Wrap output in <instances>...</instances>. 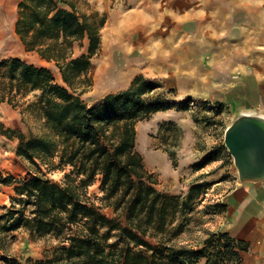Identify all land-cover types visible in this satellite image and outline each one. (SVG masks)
<instances>
[{
  "label": "trees",
  "instance_id": "16d2710c",
  "mask_svg": "<svg viewBox=\"0 0 264 264\" xmlns=\"http://www.w3.org/2000/svg\"><path fill=\"white\" fill-rule=\"evenodd\" d=\"M21 10L17 33L31 49L39 48L44 58L60 64L70 89L55 84L49 69L16 58L0 60V90L24 95L39 91L25 112L38 115L45 128L43 134L29 137L20 130H7L9 138L19 139L18 153L39 174L14 187L18 198L1 218L7 223L2 230L25 231L31 241L56 239L52 259L56 264H243L241 245L245 243L232 239L229 233L213 235L197 249L170 243L184 232L183 223L176 221L182 197L161 193L153 186L157 179L147 171L137 150L138 123L173 108L148 98L162 86L137 76L128 90L90 104L82 96L92 86L88 76L91 56L62 62L86 32L92 40L91 55L100 37L80 22L75 11L61 8L55 0H25ZM13 92L9 98L1 96L3 102L14 101ZM215 160L211 152L193 166L199 170ZM67 168L70 171L63 184L47 176ZM97 181L101 182L105 208L92 203L84 193ZM209 186L191 187L186 202ZM107 208L125 212L128 225L108 217L103 212ZM113 232H118L126 245L109 243ZM150 238L162 243L153 245Z\"/></svg>",
  "mask_w": 264,
  "mask_h": 264
},
{
  "label": "rangeland",
  "instance_id": "374dc122",
  "mask_svg": "<svg viewBox=\"0 0 264 264\" xmlns=\"http://www.w3.org/2000/svg\"><path fill=\"white\" fill-rule=\"evenodd\" d=\"M120 2V5H122L123 2L121 0ZM218 2L220 4L223 2L222 7L230 10V12H226V19L229 20L227 25L229 27L222 37L215 39V42L212 41L210 43L206 38L196 39L198 42H201L199 49L204 58L199 63V66L195 62L189 63L185 76L192 77L193 75L200 79V84L197 85L199 92L195 96L187 97L184 100V104L187 109H193L196 113L194 120L196 123L201 124L200 138L203 137L202 141L206 142L207 138L210 137L216 143V147L212 152L215 154V162L221 161V164H217V166L207 165L199 170H196L193 165H185L186 163L184 164V161L181 159L182 157H180V147L185 135L182 129L175 126L174 123L171 125V122H166L168 124L165 123L159 127H152L151 124H147V129L150 130L146 131L147 133H144L143 136L141 133L142 140L137 141V150L144 157L147 171L152 173L157 179V184L152 185L161 193L182 197L178 202V205H180L178 210L180 212L177 214L176 221L183 223L184 232L170 242L177 247L201 248L216 234L224 235L229 233L232 239L241 240L237 238L238 228L233 226L228 205L223 201H218V195L231 190L232 185H234L235 176H238L234 158L225 144V130L241 112L230 104L229 96L231 95L228 91L232 87L243 90V87H247L246 83L251 85L253 81H256V77L261 78V76H264V20L261 21L264 19V7H262L264 6V0H226V2L218 0ZM124 5L127 6L126 4ZM79 7L80 11H90L91 9V6L85 2H80ZM13 22V17L9 21L7 20L10 27ZM253 28L256 30H253ZM250 31L251 33H248ZM3 36V33L0 32V38ZM242 39L245 40L241 41ZM11 40L13 39L8 38L5 42L1 41L2 44L1 42L0 44L2 47L3 45L6 47L8 54L20 53L19 48L12 46L15 43ZM16 42L20 43L17 40ZM239 43L240 45H238ZM213 48L216 49V61L220 60L222 63H232L234 69L228 71L214 70L212 63L215 60L213 58L210 59V54L208 56L207 53H204L211 51ZM220 52L221 54H219ZM78 54H80L79 51ZM191 56L192 54H189V57ZM26 58L31 62L46 65V67L52 69L56 79L61 83L60 70L55 64L40 61L39 58L33 55H27ZM191 67L193 68L191 69ZM214 77L223 80L227 78L231 80L232 85L220 84L217 86L215 85L217 83L214 81ZM92 80L94 81V86L88 89L82 96L90 104L108 93L107 86L104 87L106 91L99 92L97 90L95 72L92 73ZM182 80L183 82L188 81L186 78H182ZM150 81L162 87L157 89L152 96H148V98L153 101L158 100L159 103L170 105V107L173 106V108L179 105L176 98V89L168 90L163 88L160 79ZM10 92L12 93L13 91L2 92L0 90V98L3 95L9 98L12 95H9ZM14 94V101L9 103L3 102L0 99V104L11 106V109L21 116L23 124L22 132L27 137L43 134L45 128L38 115L33 112H25L26 106L35 101L40 92L28 91L26 95L23 92H13ZM225 95L228 97L227 100H225ZM153 118L158 120V118ZM153 120L151 123L156 124V121L154 122ZM143 124L145 122L138 123V131H141ZM207 132H209V135H207ZM18 145V138L14 143L4 142L3 144L2 142L1 144L3 151H0V264H56L52 262L54 247L58 244L56 239L47 237L31 241L29 235L26 237L23 234L26 233L25 231L14 235L13 232H5L1 228L2 225L7 224L6 220L1 218L11 208L12 200L18 198L14 187L39 174L37 168L28 159L23 158L18 153ZM157 151L164 153V159L160 158V154H156ZM205 156L199 161L203 160ZM165 158L168 163L165 162ZM154 166L157 168L156 171L152 169ZM42 170L44 173L48 172L46 166H43ZM69 171V168L64 171L54 170L49 172L47 176L51 180L63 184L65 183V175ZM179 174L181 175L180 180L176 178V175ZM221 181H223L222 185L225 186L218 190L215 187ZM198 184H210V186L207 189L202 188L196 194L193 201L186 202L191 187ZM100 187L101 182L97 181L94 185L88 187L84 193L87 194L92 203H95L98 207L105 208L103 207L105 202L101 200L104 193ZM170 207L172 208L173 206ZM183 207L185 210L182 211L181 208L183 209ZM190 208L192 211H188ZM111 210L113 211V209ZM103 212L108 213L111 218L115 219L117 223L122 224V226L126 227L128 225L125 212ZM111 235L109 243H117L119 247L126 245V242H121L118 232H113ZM148 240L153 245L162 243L161 240L156 238ZM242 241L245 243L241 245L244 249L243 257L245 258V263L264 264V243H262V239L250 237ZM133 248L135 251L146 252L145 248ZM152 253L150 252L149 255ZM261 254L263 255V259L259 256ZM257 256L260 258L259 263L255 262Z\"/></svg>",
  "mask_w": 264,
  "mask_h": 264
},
{
  "label": "crops",
  "instance_id": "0c3cea01",
  "mask_svg": "<svg viewBox=\"0 0 264 264\" xmlns=\"http://www.w3.org/2000/svg\"><path fill=\"white\" fill-rule=\"evenodd\" d=\"M23 1L25 0H0V32L4 35L0 38V42H5L8 38L13 39L11 41L15 44L12 46L19 48L18 50L20 52L8 54L6 47L4 45L3 47L1 46V42L0 60L16 58L36 67L49 69L55 77V84L70 89L63 79V72L59 67L60 64L54 60L49 61L44 58L39 48L31 49L17 33L18 21L23 12L21 10ZM55 1L61 8L71 12L75 11L79 16L80 22L87 23L91 28V33H95V36L100 37V42L95 44L94 52L91 55L92 40L91 36L86 32L81 41L74 42L73 48L67 52L69 57L62 63H69L73 59H78L81 56H91V68L88 76L92 79V73L95 72V85L97 86V90L99 92L106 91L104 87L107 86L108 93L106 95L128 90L137 76H143L150 80L160 79L165 89H176L178 104H184V100L187 97L195 96L199 92L197 85L200 84V79L193 75L192 77L185 76L189 63L195 62L199 66V63L204 58L199 49L201 42H198L196 39L206 38L210 43L212 41L215 42V39L222 37L229 27L227 25L229 20L226 19V12H230V10L222 7V0V4L218 0H121L123 6L120 5V0ZM80 2L88 3L91 6L90 11H80ZM159 5L161 8H159ZM31 8L34 7L31 6ZM166 10L170 12H166ZM142 14H146V18ZM10 17L14 18L11 27L7 23V20L9 21L11 19ZM131 17L133 19L129 22ZM141 18L144 20H141ZM158 18L159 20H157ZM14 38L20 43H17ZM153 40L156 41L154 42ZM128 42L129 46L127 45ZM214 49L204 52L207 55L210 54V59L213 58L215 60L212 63V68L214 70L225 71L234 69L232 63H222L220 60L216 61V49L215 51ZM77 50L80 54H78ZM189 54H192V56L189 57ZM25 55H33L39 58L40 61L55 64L60 70L61 83L56 79L52 69L46 67V65L31 62ZM216 77H214V81L217 83L215 85H232L231 80L227 78L224 80L216 79ZM182 78H186L188 81L183 82ZM255 80L251 85L246 83L247 87H243V90L232 87L228 91L231 95L229 96L230 104L241 112L236 119L245 114L259 115L264 118V76H261V78L256 77ZM93 86L94 81L92 80L91 87ZM105 96L100 97V99ZM227 99L228 97L225 95V100ZM195 114V111L193 109H187L185 104L168 109L167 111H160L153 115L158 120L152 117L149 120L142 121L145 124H143L141 131H138L137 141L142 140L144 133L150 130L147 129V124H151L152 127H159L166 122H171V125L174 123L175 126L183 130L185 135L180 147V157H182L181 159L184 161V164L186 163L185 165H194L203 156L211 153L216 147V143L210 137L207 138L206 142L202 141L203 137L200 138L201 124L195 122ZM152 120L154 122L156 121V124L151 123ZM22 127L21 116L11 109V106L0 104V151H3L1 146L2 142L3 144L4 142L14 143L17 140V138L9 139L6 136V131L9 129L22 131ZM141 133L142 136L139 139ZM207 135H209V132H207ZM156 154H160V158L165 156L160 151H157ZM165 162L168 163L166 158ZM217 164H221V161H214L208 165L217 166ZM152 169L157 170L156 166ZM180 176V174L176 175V178L180 180ZM222 184L223 181L217 183L215 188L218 190L221 189L225 186ZM218 201H223L228 205L233 226L238 228L237 238L245 240L254 237L256 239H262V243H264V181L241 182L238 174V176H235L234 185H232L231 190L218 195ZM103 211L113 212L109 208ZM105 214L110 217L108 213ZM19 232L22 231L13 233L15 235L17 233L19 234ZM23 234L28 237V234ZM259 256L260 258L263 257L262 254ZM260 258L257 256V261L255 262L258 263ZM243 264H246L244 257Z\"/></svg>",
  "mask_w": 264,
  "mask_h": 264
},
{
  "label": "water",
  "instance_id": "95a60500",
  "mask_svg": "<svg viewBox=\"0 0 264 264\" xmlns=\"http://www.w3.org/2000/svg\"><path fill=\"white\" fill-rule=\"evenodd\" d=\"M225 144L234 158L241 182L264 181V118L245 114L225 133Z\"/></svg>",
  "mask_w": 264,
  "mask_h": 264
},
{
  "label": "bare ground",
  "instance_id": "6f19581e",
  "mask_svg": "<svg viewBox=\"0 0 264 264\" xmlns=\"http://www.w3.org/2000/svg\"><path fill=\"white\" fill-rule=\"evenodd\" d=\"M151 3H152V2H151ZM156 6H157V5H156ZM159 6H160V5H159ZM168 7H169V6H168ZM191 7H193V6H191ZM262 7H264V6H262ZM159 8H161V6H160ZM171 9H172V8H171ZM177 9H178V8H177ZM179 9H180V8H179ZM159 10H160V9H159ZM169 10H170V9H169ZM172 10H173V9H172ZM187 10H188V9H187ZM142 11H143V10H142ZM167 11H168V10H166V12H167ZM176 11H177V10H176ZM135 12H136V11H135ZM139 12H140V11H139ZM161 12H162V11H161ZM164 12H165V11H164ZM168 12H170V11H168ZM262 12H263V11H262ZM162 13H163V12H162ZM172 13H174V12H172ZM186 13H187V12H186ZM131 14L133 15V13H131ZM169 14H170V13H169ZM174 14H175V13H174ZM132 15H130V16H132ZM142 15H143V14H142ZM145 15H146V14H145ZM145 15H143V17H145ZM148 15H149V13H148ZM159 15H162V14H159ZM178 15H180V14H178ZM182 15H183V13H182ZM175 16H176V14H175ZM180 17H181V15H180ZM180 17H179V18H180ZM186 17H187V16H186ZM263 17H264V16H263ZM133 18H134V16H133ZM133 18L131 17V19L129 20V22H130ZM145 18H146V17H145ZM150 18H151V17H150ZM150 18H147V19H150ZM152 18H153V17H152ZM175 18H176V17H175ZM181 18H182V17H181ZM181 18H180V19H181ZM183 19H184V18H183ZM261 19H262V18H261ZM139 20H140V19H139ZM141 20H144V19L141 18ZM157 20H159V18H158ZM176 20H177V18H176ZM178 20H179V19H178ZM250 20H251V18H250ZM263 20H264V19H262L261 21H263ZM125 21H126V18H125ZM137 21H138V20H137ZM151 21H153V20H151ZM180 21H181V20H180ZM127 22H128V21H127ZM133 22H134V21H133ZM125 23H126V22H125ZM134 23H135V22H134ZM156 23H157V22H156ZM191 23H192V22H191ZM261 23H262V22H261ZM137 24H138V23H137ZM154 24H155V23H154ZM143 25H144V24H143ZM261 25H262V24H261ZM133 26H134V24H133ZM153 26H154V25H153ZM155 26H156V24H155ZM157 26H158V25H157ZM189 26H190V25H189ZM255 26H256V25H255ZM258 26L261 27L260 25H258ZM122 27H123V26H122ZM259 27H258V28H259ZM131 28H132V27H131ZM150 28H151V27H150ZM164 28H165V27H164ZM117 29H118V28H117ZM254 29H255V28H253V30H254ZM119 30H120V29H119ZM119 30H118V31H119ZM127 30H128V29H127ZM146 30H147V29H146ZM150 30H151V29H150ZM150 30H149V31H150ZM186 30H187V29H186ZM253 30H251V31H253ZM255 30H256V29H255ZM170 31H171V30H170ZM172 31H173V30H172ZM174 31H175V30H174ZM251 31L248 32V33H251ZM121 33H122V32H121ZM169 33H171V32H169ZM244 33H245V32H244ZM256 33H257V32H256ZM167 34H168V33H167ZM171 34H172V33H171ZM253 34H254V32H253ZM121 35H122V34H121ZM121 35H120V36H121ZM135 35H136V34H135ZM175 35H176V34H175ZM263 35H264V33H263ZM122 36H123V35H122ZM122 36H121V38H122ZM157 36H158V35H157ZM254 36H255V35H254ZM135 37H136V36H135ZM172 37H173V36H172ZM152 38L154 39V37H152ZM167 38H168V37H167ZM156 40H157V39H156ZM156 40H155V41H156ZM166 40H167V39H166ZM171 40H172V39H171ZM235 40H236V39H235ZM235 40H234V42H235ZM244 40H245V39H244ZM244 40L242 39L241 41H244ZM124 41H125V40H124ZM153 41H154V40H153ZM155 41H154V42H155ZM157 42H158V41H157ZM167 42H168V41H167ZM249 42H250V41H249ZM257 42H258V41H257ZM151 43H153V42L151 41ZM163 43H164V42H163ZM163 43H162V44H163ZM124 44H125V43H124ZM246 44H247V43H246ZM127 45L129 46V42L127 43ZM149 45H150V44H149ZM151 45H152V44H151ZM238 45H240V43H239ZM125 46H126V44H125ZM128 46H126V47H128ZM163 46H164V45H163ZM165 46H166V45H165ZM243 46H244V45H243ZM150 47H151V46H150ZM124 48H125V47H124ZM126 49H127V48H126ZM126 49H125V50H126ZM140 49H141V48H140ZM151 49L154 50L153 48H151ZM157 49H158V48H157ZM152 50H151V51H152ZM128 51H129V50H128ZM138 52H139V51H138ZM152 52H153V51H152ZM150 53H151V52H150ZM153 53H154V52H153ZM153 53H152V54H153ZM152 54H149V55H152ZM152 56H153V55H152ZM152 56H151V58H153ZM118 59H119V58H118ZM116 63H117V62H116ZM258 116H259V115H258ZM140 137H141V135L139 136V139H140ZM262 252H263V251H262ZM254 258H255V257H254ZM262 259H263V257H262ZM263 260H264V259H263ZM256 261H257V260H256ZM263 262H264V261H263ZM258 263H259V262H258Z\"/></svg>",
  "mask_w": 264,
  "mask_h": 264
}]
</instances>
